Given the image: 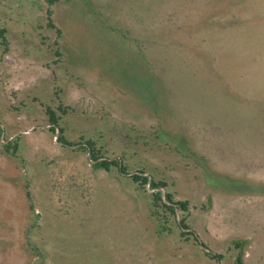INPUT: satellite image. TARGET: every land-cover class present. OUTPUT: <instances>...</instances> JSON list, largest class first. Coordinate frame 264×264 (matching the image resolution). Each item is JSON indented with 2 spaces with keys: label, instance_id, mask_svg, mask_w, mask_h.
I'll use <instances>...</instances> for the list:
<instances>
[{
  "label": "rangeland",
  "instance_id": "374dc122",
  "mask_svg": "<svg viewBox=\"0 0 264 264\" xmlns=\"http://www.w3.org/2000/svg\"><path fill=\"white\" fill-rule=\"evenodd\" d=\"M238 255L264 264V0H0V264Z\"/></svg>",
  "mask_w": 264,
  "mask_h": 264
},
{
  "label": "trees",
  "instance_id": "16d2710c",
  "mask_svg": "<svg viewBox=\"0 0 264 264\" xmlns=\"http://www.w3.org/2000/svg\"><path fill=\"white\" fill-rule=\"evenodd\" d=\"M48 4L50 5L51 2L49 1ZM47 25L49 27H53L52 26V22L50 19V10H47ZM63 113L65 112L64 110H61ZM46 115L48 117V121L49 123L52 125L51 127V131L55 132L56 130L58 131V137L57 140L66 147H74L76 144L67 141L64 137H63V131L62 129L58 128L57 123H58V119L59 117L56 115V113L54 112V110H52L51 108L47 107L46 108ZM87 148L90 149L91 152V156L90 159L93 162V167L96 169H102L105 171H108L110 169V167H117L118 171L121 174H126V169L121 166L120 163H118L117 161H107V160H100V158L96 157L93 154V143L92 142H87L86 143ZM133 181L138 182L141 185H145L147 183V178L146 177H140L137 175L132 176ZM151 187L153 189H158V188H163L165 187L164 183H155L152 182ZM152 201L155 205H158V207L163 208L164 210H166L167 212H170L171 214H175V210L174 209H179L182 212H186L188 210V204L187 202H175L172 198V196L170 194H165V200L162 199L161 196V192H155L152 194ZM180 227L183 230L180 234L181 236L187 235V233H185V230H188V226L185 224L184 219L181 220L180 222ZM189 234V233H188ZM193 235V239L194 241L198 242L197 237L195 236V234L190 233ZM204 247V246H202ZM207 256L209 258L215 259V260H220L221 259V255L218 254H211L208 253ZM235 264H244L242 261V258L240 255L237 256L236 260H235Z\"/></svg>",
  "mask_w": 264,
  "mask_h": 264
}]
</instances>
